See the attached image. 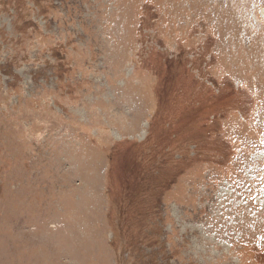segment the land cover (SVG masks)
Instances as JSON below:
<instances>
[{
	"label": "rangeland",
	"instance_id": "374dc122",
	"mask_svg": "<svg viewBox=\"0 0 264 264\" xmlns=\"http://www.w3.org/2000/svg\"><path fill=\"white\" fill-rule=\"evenodd\" d=\"M0 264H264V0H0Z\"/></svg>",
	"mask_w": 264,
	"mask_h": 264
}]
</instances>
